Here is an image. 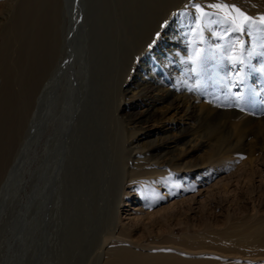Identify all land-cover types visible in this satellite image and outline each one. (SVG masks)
<instances>
[{"label":"bare ground","instance_id":"bare-ground-1","mask_svg":"<svg viewBox=\"0 0 264 264\" xmlns=\"http://www.w3.org/2000/svg\"><path fill=\"white\" fill-rule=\"evenodd\" d=\"M257 1L262 2L264 6V0ZM211 2L199 4L206 10ZM42 4L39 73L44 78L39 85L35 114L28 126L30 130L26 129V154L31 156L30 153L38 146L43 147L44 159H47L53 168L55 178L62 173L64 164L67 163L65 174L68 184L79 187L77 192L83 198L87 197L86 205L80 204L81 208L105 219L102 221L109 224L110 231L106 232L100 245V264H237L239 261H227V257L236 251V247L243 249H239L240 252L255 257L260 250L263 254L264 220L250 223V227H238L237 224L236 227L233 224L228 228L230 231L223 228L219 246L199 245L186 233L179 240L170 237L165 241L147 244L133 239V232L153 217L158 210L154 206L167 195L175 198L170 204L171 207L182 208L187 200L193 198L191 195L186 198L185 195V198L179 200V197L184 196L187 185L193 187L192 191H197L195 203H199L196 196L201 195L204 190L200 189L197 179H193L194 169H190L192 164L183 156L185 151L189 154L191 150H183L177 146L173 149L158 146L159 148L153 147L147 154L138 158L137 148L133 147L138 140L148 138L143 133L144 128L136 123L159 116L164 122L172 123V127L165 130L168 133L171 129L178 131L183 127V124L176 122L178 115H181V107L187 112L181 117H193L197 113L198 107L196 108L192 101L187 103L186 96L183 98L180 95V92L188 87L189 80L183 61L180 60L183 46L177 41L173 31L177 19L184 13L185 5H188L189 9L191 0H43ZM243 11L252 16L250 10ZM220 18V21H223L222 17ZM223 23L227 30L231 27L227 22ZM162 25L165 26L161 27ZM207 28L205 36L209 35V38L203 39V44L211 42L218 31L215 23ZM252 29L249 30L246 26L245 32L251 35ZM158 32L159 38L156 37ZM154 39L156 43L149 48ZM263 55L260 56L258 64H254L253 57L249 58L247 55V66H243V69L239 64L233 65L231 61L223 67L216 64L213 68L216 81L225 83L226 87H230L232 82H239L237 88H231L234 97L236 93H240L246 98L247 93L252 94L256 90L263 93L264 91L260 90L264 84ZM245 68L255 75L257 89L246 90L241 81L235 78L236 74H242ZM95 87L96 91L100 90L103 94L106 92L108 100L99 98ZM151 92H156L155 96L149 95ZM137 97L141 98L146 106L145 113L133 122H126L124 116L128 112L129 101ZM188 97L190 98V94ZM241 102L245 106L244 99ZM159 103H166L163 111L158 110ZM254 107L259 111L247 104L244 110L249 108L247 111L256 113L264 111L263 106ZM172 111V117H168ZM120 136L124 137L123 144L120 143ZM198 137L206 136L199 135V128L194 126L179 138V142H191ZM234 141L228 144L229 147L237 152L243 151L241 135ZM203 145H208L207 140ZM261 150L264 151L262 148ZM163 157L167 158L161 161ZM116 159L119 163L117 162L118 165L114 169ZM258 161L259 158L250 155L248 159H237L233 153L221 155L217 161H208L212 164L204 165V171L209 178L221 176L225 188L226 181L233 182L237 171L242 168L255 170ZM81 163H85V170L78 168ZM137 163L140 165L137 166ZM114 170L116 176L113 174ZM255 171L251 172L257 174ZM50 173L48 172L49 178ZM255 174L254 178L260 182V178ZM251 176L249 175L250 179ZM59 181L61 183V180ZM48 183L44 182L39 186L42 188V197L48 193ZM61 185L63 184L55 185L57 193L53 194L54 197L44 198L46 202L52 200L56 205L61 203ZM85 187L84 194L82 191ZM74 195L72 192V197ZM131 210L132 215L127 216ZM126 218H131L132 222L129 223ZM124 239L134 241L139 246L126 245ZM247 260L250 262L253 258Z\"/></svg>","mask_w":264,"mask_h":264},{"label":"rangeland","instance_id":"rangeland-1","mask_svg":"<svg viewBox=\"0 0 264 264\" xmlns=\"http://www.w3.org/2000/svg\"><path fill=\"white\" fill-rule=\"evenodd\" d=\"M208 1L211 2V0H191V4ZM217 2L235 4L241 10H250L254 18L264 15V6L257 0H212L211 3ZM42 3L43 0H0V264H46L49 261H51L49 264H100V245L106 232L110 231L109 224L102 221L105 219L81 208V205H86L87 197L83 198L77 192L80 190L79 187H72L68 184L65 174L68 169L67 163L64 164L62 173L55 178L53 168L48 160L44 159L43 147L38 146L34 152L30 153L31 156L26 154L27 132L30 130L28 126L31 117L35 114L34 107L37 103L39 85L44 78L39 73L43 27ZM191 4L187 12L179 16L173 31L176 34L175 38L183 46L180 60L183 61L189 80L188 87L180 92V95L183 98L186 96L187 103L192 101L191 103L198 107L197 113L193 117L189 115L181 117L182 114L187 113L185 108L181 107L182 112L178 115L176 122L183 124V127L178 131L171 129L168 133L165 130L171 128L172 123L164 122L159 116L136 123L144 128L143 133L148 138L138 140L133 147L137 148L136 157L138 158L147 154V151L153 147L173 149L177 146L183 150H191L189 154L185 151L183 156L192 164L190 169H194L193 179H197L200 189L204 190L201 195L196 196L199 203H195L194 198L197 191H192L193 187L187 185L184 196L179 197V200L185 198V195L186 198L189 195L193 198L187 200L185 207L182 208L170 206L175 199L171 195L162 199L154 206L158 210L152 215L153 217L133 232L135 235L133 239L139 243L165 241L170 237L179 240L186 233L199 245L219 246L221 245L219 237L223 234L221 233L223 228L228 229L233 224L234 226L237 224L238 227L241 225V227H250L252 225L250 223L264 220V151L261 150V148L264 149V92L259 93L257 90L252 94L246 92V98H244L247 106L252 105L255 111L259 110L254 105L263 106V112L247 111L249 108L244 110L246 104L243 106L242 102H240L242 103L240 107H236L232 89L237 88L239 82H232L233 86L226 87L225 83L216 81L213 69L216 64L222 67L228 65L230 62L228 57L232 54L230 45L237 38L245 41V61H247V52L254 49L253 61H255L254 64H258L260 56L264 54V43H262L264 32L256 29L264 26H253L251 35L246 32H230L224 28L220 17L212 15L210 16L212 20L220 21L215 23L218 35L216 34L211 42L203 44V39L209 38V35L205 36L208 28H204L202 40L198 34L193 33L197 14ZM206 11L215 13L217 10L207 7ZM197 49L201 50L199 60L190 59ZM244 66H247V63ZM242 75L244 79L241 83L246 90L258 88L255 75L251 71L245 68ZM96 88L95 92L99 98L108 100L106 92L103 94L100 90L96 91ZM260 90L264 91V84ZM155 93L151 92L149 95L155 96ZM189 94L191 99L188 97ZM142 99L137 97L129 101L128 112L124 116L126 122H133L145 113L146 106ZM165 104L159 103L158 110L163 111ZM228 104L233 106H225ZM173 113L174 111L170 112L168 117H172ZM194 126L199 128V135L203 134L206 137H198L191 142H179V138L186 135ZM240 135L244 150L237 152L229 145L240 138ZM123 138L120 136L122 144L124 143ZM206 140L208 145L205 146L203 143ZM191 146L194 147L191 148ZM261 152H263L262 156ZM232 153L237 159L241 157L248 159L249 155L259 158L260 161L254 168L257 174H254L260 178V182L255 179L256 177L254 178L255 170L248 168L237 171L233 176V182L226 181L225 188L222 185L224 181H221V176L209 178L206 175L204 165L212 164L208 161H217L221 155L227 156ZM165 158L167 157L161 158V161L166 160ZM116 160L114 161L119 163V160ZM115 162L114 169L118 165ZM141 166L143 167L142 164ZM84 167L85 163L78 164L81 171L85 170ZM48 172L52 173H50V178ZM114 172L116 170L113 171L116 176ZM44 182L50 183H48V193L42 197L40 192L42 188L39 186ZM58 184H63L61 185V194L63 193L61 203L56 205L52 200L46 202V198L54 197L57 193ZM84 189L82 192L85 194L86 187ZM162 191L165 190L162 189ZM72 192L75 193L74 197H72ZM132 211L127 216H131ZM130 219L126 218L129 223L132 222ZM123 242L132 247L139 246L134 241L124 239ZM239 249L236 247V251L232 252L234 255L227 257L228 262L234 260V262L239 261L237 264H264V253L262 254L261 250L255 257L242 253L240 250L243 249ZM249 258L253 260L249 262L247 260Z\"/></svg>","mask_w":264,"mask_h":264},{"label":"snow or ice","instance_id":"snow-or-ice-1","mask_svg":"<svg viewBox=\"0 0 264 264\" xmlns=\"http://www.w3.org/2000/svg\"><path fill=\"white\" fill-rule=\"evenodd\" d=\"M191 6L195 9V12L197 14L195 16V27L192 29V31L195 34H199L201 40L203 39V31L205 27L210 26L212 23L220 22L217 20L209 19V17L212 15L222 17V20L224 22H227L228 24H230L231 27L230 29H228V31L230 32L244 33L246 26L248 27L249 30H251L253 26H264V15L254 18L253 16H250L246 12L241 10V8L237 7L235 4L229 5L227 3L217 2V3H212V4L207 5L208 8L217 10L215 13H209L199 3L193 2ZM187 9H188V5H185L184 13L187 12ZM174 15L176 14L174 13ZM166 24H167V21L165 22V25ZM165 25H162L161 27H164ZM256 30L264 32V27H258ZM159 36H160V33L158 32L156 34V37L159 38ZM155 43H156V40L154 39L152 44H150L148 47L151 48L153 44ZM244 45H245V41L241 38H237L230 45L232 54L228 57V59L232 62L233 65L239 64L241 66V69H243V66L245 64ZM253 52H254V49L249 50L247 52V55L249 58L253 55ZM200 56H201L200 50H196L194 55L190 57V59L198 60ZM235 78L238 81H242L244 79V76L241 73H237ZM234 98H235V106L240 107V102L244 99L243 95L240 93H236ZM225 106L231 107L233 105L228 104Z\"/></svg>","mask_w":264,"mask_h":264}]
</instances>
